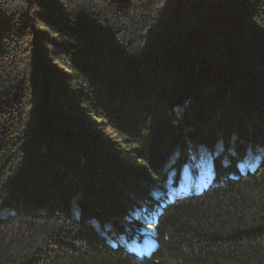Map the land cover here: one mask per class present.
Segmentation results:
<instances>
[{"label": "trees", "instance_id": "1", "mask_svg": "<svg viewBox=\"0 0 264 264\" xmlns=\"http://www.w3.org/2000/svg\"><path fill=\"white\" fill-rule=\"evenodd\" d=\"M0 264H264V0H0Z\"/></svg>", "mask_w": 264, "mask_h": 264}, {"label": "rangeland", "instance_id": "2", "mask_svg": "<svg viewBox=\"0 0 264 264\" xmlns=\"http://www.w3.org/2000/svg\"><path fill=\"white\" fill-rule=\"evenodd\" d=\"M180 109H178V108H176L175 109V112H180L179 111ZM219 146V145H218ZM218 150H221V147L219 146L218 147ZM232 155H235V153L234 152H232L231 153ZM203 160H202V164L204 165V167H210V161H211V156L210 155H205V156H203V158H202ZM249 163L251 164V165H253L254 164V160H252V159H250L249 160ZM201 164L199 163V166H200ZM206 175H207V170H206ZM183 180L185 181L184 182V184L182 185V191L183 192H181V193H187V192H190L192 189H193V187H194V184L196 183V185H197V188L199 189V188H202L203 187V181H202V179L201 178H199L198 177V179L196 178V175H195V173L194 172H191V169L188 167L187 168V170H186V172H185V174H184V176H183ZM152 220V219H151ZM152 230H153V228L152 227H148V229H147V231H148V233H149V237H150V242H152L153 240H154V235H153V233H152ZM133 244H136V242L134 241V243ZM147 244H149V240H147V241H145V245H147ZM144 245V246H145Z\"/></svg>", "mask_w": 264, "mask_h": 264}]
</instances>
